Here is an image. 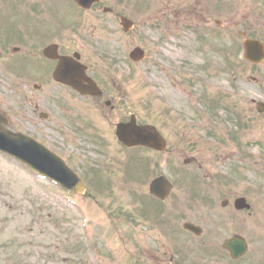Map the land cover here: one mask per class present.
<instances>
[{
	"label": "rangeland",
	"instance_id": "obj_1",
	"mask_svg": "<svg viewBox=\"0 0 264 264\" xmlns=\"http://www.w3.org/2000/svg\"><path fill=\"white\" fill-rule=\"evenodd\" d=\"M37 2L0 0V36L38 32L39 24L32 11L36 10ZM102 3L131 20L134 28L124 33L114 16L91 12L78 17L83 23L80 32L86 35V40L83 38L81 43L80 36L73 35L70 52H79L80 47L88 50L91 73L105 68V83H109L108 68L112 67L96 62L117 55L119 64L114 67V77L128 101L120 102L115 119L127 120L134 114L140 123L156 124L165 132L169 150L162 155L145 150L129 153L122 151L116 141L105 146L101 153L89 145L90 151L74 149L73 142L62 140L61 130L57 129L58 135L53 132L54 124L49 121L41 124L40 140L67 160L83 180L86 193L73 197L0 154V264H162L154 261V256L164 253L167 261L177 249L181 250L185 264H208L217 259L228 260L220 244L233 234L249 242L251 258L262 259L264 113L258 116L248 101L251 98L264 101V87L246 81L242 40L230 34L264 32V0H102ZM251 4H254L252 16ZM65 12L63 5L58 14ZM43 19L47 20L41 24L44 30L51 29L48 26L53 22ZM89 34L96 36L92 45ZM101 34L110 35L109 46L102 45L103 38L99 42ZM3 39L6 40L5 35L0 37L1 44ZM135 47L146 54L140 63L127 58ZM0 65L3 66L2 61ZM1 71L0 97L6 100L11 95ZM258 73L264 76V70ZM95 76L102 81V75L95 72ZM128 78L131 80L127 81ZM214 101L228 112L211 110ZM15 131L23 132L20 127ZM209 132L223 140H215L214 135L209 139ZM110 133L114 136L113 127L107 129V134ZM51 139L60 144L51 146ZM149 157L156 161L153 169H147ZM190 157L197 164L184 166L183 160ZM131 160L132 164L127 162ZM158 174L169 176L176 186L171 206L182 195L178 186L183 176L202 174L206 179L197 184L203 190L199 197L194 195L192 206L176 203V210L166 220L172 222L170 226L160 225L158 218L161 217L160 222L164 219L163 207L147 193V179ZM219 177L230 182L235 193L243 184L240 181H247L252 217L236 216L233 222L222 210L217 214L206 209L215 203L219 206L225 197L214 194L216 185H220ZM208 199L212 202L205 201ZM184 217L194 221L210 219L202 240L196 242L182 231Z\"/></svg>",
	"mask_w": 264,
	"mask_h": 264
},
{
	"label": "flooded vegetation",
	"instance_id": "obj_2",
	"mask_svg": "<svg viewBox=\"0 0 264 264\" xmlns=\"http://www.w3.org/2000/svg\"><path fill=\"white\" fill-rule=\"evenodd\" d=\"M243 37L258 40L264 46V34H256L254 32L253 34H243ZM54 38L55 34H35L34 36L14 34L6 37V44L17 52V55L9 56L3 75L7 87L13 93L14 100L8 102L0 100V114L6 118L7 126L11 129L14 126L11 114H18L23 119L21 122L22 128L39 133V128L26 119L30 115L36 114L40 121L41 116H44L43 120L46 121L50 118L61 116L63 119H67L68 127L71 128V118L78 113L81 119L76 124L89 134L90 143L98 144L99 147H102L106 145V138L103 137V127L115 124L110 112L121 108V105L115 101L121 102L123 97L108 94L107 92L104 93L103 90H101L100 96H83L71 88L55 82L52 76L57 62L46 59L41 53L45 47L57 44L53 42ZM58 46L57 54L59 56L71 57L68 38L64 40L63 45L58 44ZM79 61L84 65L85 75L89 76L86 57L80 55ZM248 66L249 81L257 86L263 85L264 78L261 73H258L262 67L251 63ZM108 102L109 105L107 106ZM9 103L12 104L11 107L8 105ZM103 105L109 108V112L105 111L104 113L102 111ZM186 182L185 177H182L180 181L182 188H188ZM230 186L222 183L218 187L217 194L226 197L220 205L222 210L229 214L228 218L234 222L236 215L245 217V211L237 210L234 203L237 198L245 199L248 189L243 186L240 188L241 190L239 189L235 193L234 191L232 192L233 187ZM185 194L186 192L183 190L182 197ZM170 200L171 194L162 204L168 203ZM246 214L249 217L250 213ZM199 220L197 219L195 222H199ZM185 222L197 225L189 219H185ZM179 263L184 264L183 261H175L171 255L166 264ZM212 264H264V257L261 259V257L251 258L249 256L247 260L243 261L241 259L233 260L230 263L215 261Z\"/></svg>",
	"mask_w": 264,
	"mask_h": 264
},
{
	"label": "water",
	"instance_id": "obj_3",
	"mask_svg": "<svg viewBox=\"0 0 264 264\" xmlns=\"http://www.w3.org/2000/svg\"><path fill=\"white\" fill-rule=\"evenodd\" d=\"M88 1L92 0H86V5ZM122 25L124 29H127L128 25L125 22H123ZM70 70L72 76L68 78L66 82L73 88L80 89L78 81L81 76L80 68L76 65H70ZM83 91L84 93L88 92L89 94L95 93V89L92 85H90L87 90ZM0 123H5L1 117ZM118 129L117 134L124 144L130 146L143 144L156 148L161 147L162 149V141L151 128H136L134 124L131 123L127 126H119ZM0 151L22 161L66 190H71L76 194H81L83 192V187L80 181L65 167L61 160L53 156L33 140L19 134H12L1 126ZM160 182L161 180H157L151 184L150 190L153 194L163 196L164 191L160 188ZM239 242L230 241L225 244V247L230 251L233 257H237L244 253V244Z\"/></svg>",
	"mask_w": 264,
	"mask_h": 264
}]
</instances>
